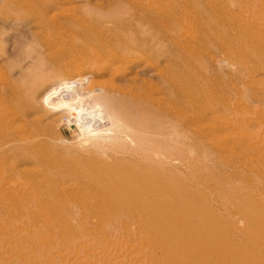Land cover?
Instances as JSON below:
<instances>
[{"label":"rangeland","instance_id":"rangeland-1","mask_svg":"<svg viewBox=\"0 0 264 264\" xmlns=\"http://www.w3.org/2000/svg\"><path fill=\"white\" fill-rule=\"evenodd\" d=\"M52 1L58 2L59 0H44L45 5H43L45 9L47 8V3L45 2ZM69 1L55 7L59 11L65 10L64 14L59 12L58 9L54 10L55 8H51L47 10L45 16L55 15L61 19L73 12V7H76V5L80 8H86L85 0ZM162 1L160 3L164 4L168 0H164V3ZM263 2L264 0L203 1L204 4L209 3L213 6L219 16L221 14L223 17L226 16L227 14H223L224 11L231 13L234 17L236 16L233 22L237 27L235 31L232 30L231 32L219 30L218 36L220 37V41H217L216 38H209V43L204 44L205 37L203 36L202 40L200 31L202 29L206 30V26L195 24L196 26L191 27V29L193 37L199 41L198 45H196L198 56L196 60H192L193 66L191 68L187 69L185 67L184 72L179 70L173 76H170L175 80V84L177 85H182V80L189 82L188 79L192 81L195 78L196 84L201 88L202 92L203 86L207 90L213 89L215 93H218L219 89H221L224 92L222 96L225 102L232 98L228 88L233 85L237 88V99L241 103L238 110L240 118L237 116L241 127L236 132L238 141L232 139L231 136L228 137L230 134L228 131H221L225 135L221 132L215 133L213 134L214 138L209 142V146L213 149L215 148L214 153L203 157L202 155H198L201 146L196 143L184 144V141L175 142V146L172 142L158 141L157 139L162 138H156V136L148 132L155 117L152 118L153 120L147 119L155 116L154 111L153 109H147V107L138 105L139 98L144 99L146 96L148 99L152 96L158 98L163 103L166 94L179 95L177 88L176 92L169 90L165 77L158 71L157 66L149 64L145 67V73L136 72L137 79L130 82L125 77L108 80L109 76L105 74L89 77L87 76L88 73L92 72L93 69L94 72L99 71V69L92 68L88 62L82 60V58H88V56L80 55V49L84 51V48L79 47L80 42L76 37L71 40V46H75L76 49L69 51L68 54L70 55L67 57L63 54L64 52L61 48L56 47L46 51L40 47L37 40L40 31L35 24H30L31 22L35 23L34 15L37 12L33 9L34 0H0V190L4 195L7 193L6 198L3 201H1L2 199L0 200L2 202L0 203V242L6 244L13 237L11 233L12 228L10 229L13 226L16 228L15 230L20 231L21 237L25 239L28 238L29 232H31L30 234H35L36 231H44L46 236L53 237V241L42 245L44 247H42V250H46L48 247H50L49 249H57L56 246L61 245L60 242L63 244L64 241V244H67L69 249V244H71V249L83 248L86 244L88 247L84 248H88V252H91L90 248L92 249V245H95L96 242L98 244L100 241L102 244L99 243V246L102 247V251L105 253H102L101 247L99 248L97 244L93 245V249L98 247L97 250L100 251V256L102 254L105 255L110 250V255L112 256L113 254L120 261L121 257H124L127 261L125 260L126 262L124 263L123 258V263L120 262V264H128V261L132 257H134V260L133 258L131 260L135 264H147L145 262H148V260L151 261L150 264H264V126H258V123L264 125V30L259 31L261 35L259 34L260 36L257 40L256 37H253L255 33L253 26L247 23L256 10L258 11L256 15L261 14L260 16L264 17ZM99 3H101V0H89L90 5H98ZM222 7H225L226 10H223ZM65 8H67V11ZM78 8L76 11L80 12ZM254 10L255 12L253 13ZM83 12H87V10ZM188 20L191 21V19ZM72 31L75 32V30ZM205 36L207 42V32ZM64 39L66 40V38ZM64 39L62 43L65 41ZM65 43L67 42L65 41ZM206 45L209 46L205 47ZM48 51L49 55H47ZM30 53L32 54L30 55ZM73 59L77 60L74 61ZM142 65L143 63L138 67L141 68ZM255 68L259 70L258 73L254 71ZM63 69L76 74L74 77H64L59 74V71ZM134 69H124L125 74L123 75L132 76ZM77 76H79V79ZM57 80H69L67 89H69L70 97L72 96L71 98L73 99L69 97V103H67V99L62 107L56 108L53 105V108L50 104L48 106L45 105V94L46 90ZM220 82L226 84L225 89L223 86L219 87L218 84ZM129 83L133 87V90L139 91L140 94L138 97L136 91L134 92L131 89V94L135 96L133 97L134 102L131 100L133 102V104L131 103L132 105L127 103L129 99H132L130 90L126 91L124 89V86H127ZM177 85L175 86L177 87ZM119 86L123 90H117L116 87ZM136 86L139 88L137 89ZM95 91H97L96 93L100 91L98 95H109L113 99L117 95L120 99L117 101L118 104L122 103L121 98L125 96V100L123 98L125 104H120L122 106L117 104L118 108L120 106V112L127 111L130 106H134L132 109L135 108L137 110L136 106L138 105L139 114L140 112L145 114L142 115L143 117L139 115L143 120L140 121L138 112L136 113L135 110H131L130 108V111H127L128 114L124 111L125 114L123 115L121 112L123 116L128 118L125 120L126 118L124 117V122L126 123L122 122L121 124V121H117L110 116V111L106 108L105 111H108L109 115H106V122L103 125L85 129L78 123L70 124L67 121L70 119L68 118L70 117L68 107L78 105L75 100L80 101L81 95L84 97L83 95L86 94L85 98H87L86 96L89 98ZM252 92H260L262 99L259 102L251 103L250 94ZM208 93H204L201 98H197L190 109L187 106L183 107L180 103L178 104L181 106L175 104V108L179 113L177 118L179 117L178 119H180L182 117L184 120H188L190 125L194 127L201 126V123L197 121V115L204 114V112L208 113L210 108L215 106ZM76 96H79L78 99ZM106 100L108 101L109 97ZM67 104L70 105L66 106ZM52 108L53 110H51ZM146 116L148 117L144 118ZM138 119L143 124L138 123ZM145 120L146 122L149 121L150 125L147 123V126L149 125L150 128L145 125ZM52 121L54 122L52 123ZM159 122L161 123L160 120ZM137 123L140 127L135 126ZM154 123L158 125V121ZM133 124L135 125L133 126ZM121 127L122 129L125 127V131ZM135 127H138V130L134 129ZM129 128H131V131ZM146 128L147 130H145ZM259 129H263V131ZM113 131H117L119 134ZM130 133V137L134 138H132L133 140L129 137ZM145 134L151 140L149 138L146 139ZM252 134L253 136L256 135V140L259 142L254 139L253 141H256L254 143L247 138V136H252ZM98 135L101 136L98 137ZM137 135L143 137L141 138L142 141L136 137ZM25 136L29 137L26 138ZM222 136L225 138H222ZM20 137L21 140L19 139ZM111 138L114 140H110ZM83 142H87L88 145ZM162 142L164 143L162 144ZM158 143H160V146ZM146 146H149V148ZM170 149L171 151L168 152ZM108 164L111 166L110 169ZM111 170H113V173ZM145 170L146 172H144ZM149 170L150 173L148 172ZM117 172L120 175L137 174L143 181L156 185L158 189L153 196L162 200L168 197L171 203V206L168 207L169 210L163 209V207L153 210L151 207L141 204L139 199L135 202L136 205L129 211L130 213L127 211V208H131L128 203L123 204L122 202L118 207H115L118 209H115L112 203L106 204L108 201L112 202L117 199L127 198L128 195L123 196L122 190L134 192L131 188L133 184H127L123 180L126 178L124 176V178L119 176L120 179L118 177L106 179L103 183L98 182L101 177L104 178V175L111 174L116 176L115 173ZM1 180H4L5 186ZM12 185H15V187ZM98 187H103V190L107 193L113 188L118 190L112 195L106 194L105 197L102 195L103 200L101 197L97 198L96 194H94ZM11 188L13 190H10ZM163 188L165 191H169L170 194L165 195V191L162 192ZM16 191L17 194H15ZM26 191L28 193L32 192L28 195ZM69 194L70 196H68ZM14 195H17V197ZM31 195H34L33 197L36 196L39 206L30 203L31 200L29 199H31ZM79 198L81 199L79 200ZM41 199L43 200V204H41ZM5 202L6 204L9 203V206H3ZM97 202L100 204H97ZM12 204L17 206L15 207L17 210H14ZM32 206L34 207L32 208ZM25 207L31 212L24 211ZM34 209H38V211L36 210V212ZM188 213L191 216L190 218H192L189 221L190 226L197 233V236H190L184 231L175 233L169 231L172 230L174 221H181ZM91 215L94 216L92 217ZM77 217H81V219L78 220L76 219ZM155 219H160L164 223V227L159 228L156 226L153 223ZM78 221L83 225L81 226ZM122 225L125 227L121 228ZM82 230L83 232L85 231V235L83 236ZM167 230L169 231V235L164 236ZM144 231L148 232L147 236L144 235ZM115 232L117 233L115 234ZM36 235H38V232ZM142 236H144V240ZM19 238L16 234L13 237L15 240ZM55 238H57V241L60 240L58 241L59 244ZM79 240L83 241L80 242ZM72 241H76L77 243H73ZM89 243L91 244L88 245ZM149 243L153 245L150 246L148 245ZM155 244L156 246L158 244L157 248L154 246ZM56 249L53 250L55 251ZM26 250L27 252L22 251L20 254H15L17 263H22L23 260L29 263L32 256L34 257L32 259L39 257L38 254L40 253L37 252L41 249L32 245L31 248ZM53 250H50V252L55 253L56 251L53 252ZM111 250L114 253L112 252L111 254ZM35 252L38 256L34 254ZM143 254H146L145 258L148 260L144 258Z\"/></svg>","mask_w":264,"mask_h":264},{"label":"bare ground","instance_id":"bare-ground-1","mask_svg":"<svg viewBox=\"0 0 264 264\" xmlns=\"http://www.w3.org/2000/svg\"><path fill=\"white\" fill-rule=\"evenodd\" d=\"M71 1H76V0H71ZM104 1L105 0H101V3H99L98 5H95V4L94 5H90L89 4V0H85V2H86V8H82V7L80 8L78 5H76V7L75 6L73 7L74 8L73 12H71L68 16H65V17L59 19L55 15H52V14H51L52 16L48 15L47 16L48 18H47L45 16V13L47 12V10H49L51 8L57 7L59 4H62L64 2H67V3L70 2L69 0H59L58 2H55V1L45 2V3H47V8L46 9L44 7V5H45L44 4V0H34L33 9H35L37 12H36V15H34V18H35L34 22L35 23L31 22L30 24H35L37 26V28L39 29V31H40V35H39V37L37 39L38 40V43L40 44V47L43 50H46V51L47 50H51L52 48H56V47L57 48H61V50L64 52L63 54L67 57V56L70 55V54H68L69 51H72L73 49H76L75 46H71V40L74 37H76L78 39V41L80 42L79 47L81 46L82 48H84V51H82V49H80V55H85V56L87 55L88 56V58H82V60L88 62L89 63V66H91L92 68L99 69V71H96V72H94V69L92 70V72L89 71L90 73L87 72L88 75L87 74L86 75L89 76V77H91L92 75L93 76H101V75L105 74V75L109 76V79L108 80H111V79H114V78L125 77L126 80L130 82V81H134V80L137 79V76H136L137 73H145V70H146L145 67H147L149 64L150 65L157 66L158 67L157 68L158 71H160V73H162L164 75L163 77H165L166 85L169 88V90L170 91L173 90V91L176 92V88H177L178 91H179V95H177V96H176V94L175 95H173V94H170V95L168 94L167 95L166 94L165 95V100H164L163 103L158 98H154L152 96L149 97L148 99L146 98V96H145L144 99L139 98V102H138L139 104L138 105L147 107V109L148 108L153 109V111H154V115L155 116H151V118H149L147 120H153L152 118L155 117L154 119L158 121V125L157 124L155 125L154 122L157 123V121H155V120H153V122L151 123V128L152 129L149 127V125H150L149 124V121L146 122V120H145V122H146L145 125L147 126V123L149 124L147 127L150 128L149 129L150 131H148V132H150L152 135L156 136V138H162V139H157L158 141H163L164 140V142H168V143L169 142H172L173 145H175V142H183L184 141L185 142L184 144H189V143H192L193 142V143H196L199 146H201V149H200V152H199L198 155H202L203 157H206V156H210V155H212L214 153V149L215 148L213 149L212 147L209 146V144H210L209 142H211V140L214 138V135L213 134L219 133L221 131H228L230 133L228 135V137L231 136L232 139L237 140V137L238 136H237L236 132H237V130L241 129V127H240V121L238 119V117H239L238 116L239 115L238 114V110L240 109V104L241 103L237 99L238 97H237V88H236V86L233 85V86H230L228 88V91L231 93L232 98L225 102V100H224V98L222 96V94L224 95V92H222L221 89H219V92L218 93H215V92H213V89L210 88V90H211L210 91V90L205 89L204 86L203 87L201 86L203 88V92H202L201 91V88L196 84V79L195 78L193 79L194 81L193 80L191 81L190 79L187 78L189 82L182 80L181 81L182 82L181 83L182 85H180V84L177 85V84H175V80H173L172 77H170L171 75L173 76L176 71L182 70L181 72H184L185 71L184 70L185 67L187 69L188 68H191V66H193L192 65V60H196V57L198 56V52L196 50V45H198L199 41H198V39H196V38L193 37L191 27H195L196 25L200 26L202 24L204 26H206V28H205L206 30H203L202 29L200 31V33H201L202 40H203V36L205 37L204 38L205 41L203 43L204 44H208L209 43V38H216L217 41H220L219 40L220 37L218 36V31L219 30H222L224 32L225 31L231 32L232 30L235 31V29H236L237 26L234 24L233 19H235L236 16L234 17L231 13H226V11L223 12L224 15L227 14L226 16L223 17L222 14H221V16H219L217 14L218 12L215 11V8L213 6H211L209 3H205V4L203 3V1H205V0H168L167 2L165 1L166 3H164L163 2L164 0H163L162 3H164V4H161L160 3L161 0H106L105 1L106 3ZM207 1H209V0H207ZM93 2H95V1H93ZM91 4H93V3H91ZM223 4H225V3H223ZM77 8L80 9V12L79 11H76ZM222 8H223V10H226L225 7H222ZM57 9L58 8H55L54 10H57ZM65 9L67 11V8H65ZM85 10H87V12H83ZM247 10H248V8H247ZM50 11H52V10H50ZM58 11H59V9H58ZM53 12H55V11H53ZM59 12H62L64 14L65 13V10L64 11L61 10ZM254 12H255V10L253 11V13ZM256 12H258V11L256 10ZM256 12H255L254 15L253 14L251 15L252 17H250L248 19L249 22H247V23H249L250 25L253 26L255 33L254 34L252 33V34H253V37H256V39H257L261 35V33H259V31L264 30V20H263L264 17H261L260 16L261 14L260 15H256ZM260 13H261V11H260ZM66 14H68V13H66ZM188 19H191V21H189ZM190 23H192V24H190ZM30 24H28V25H30ZM68 28H69V30H68ZM34 30H36V29H34ZM72 30H75V32H73ZM249 30H250V28H249ZM206 32H207V42H206V36H205L206 35ZM208 35H209V37H208ZM64 38H66V40ZM63 39L67 43H65V41H64L63 43H65V44H63L62 43V40ZM209 45H206L205 47H207ZM109 46H111V47H109ZM94 48H99V49H94ZM29 50H30V47H29ZM31 51H29V52H31ZM58 53H59V51H58ZM31 54L32 53H30V55ZM47 55H49V51H48V54ZM71 57H73V56H71ZM28 59H29V56H28ZM73 60L76 61L77 59H73ZM63 62H65V61H63ZM141 63H143V65H142L141 68H139L140 67L139 65H141ZM122 67H124V68H122ZM135 67H137V68H135ZM121 69H122V71H121ZM124 69H126V70H132V69H134L133 72H132L133 75L132 76H125V75H123V74H125ZM263 70H264V67H263ZM254 71L256 73L259 72V70L257 68H255ZM81 73H82V71H81ZM59 74H61L64 77H66V76L67 77H74V75L76 73L73 74L71 71L66 70V69H63V70L59 71ZM78 74H79V72H78ZM82 74H84V73H82ZM49 75H51V74H49ZM55 76H56V74H55ZM77 77L79 79V76H77ZM48 78H49V76H48ZM166 78H168V79H166ZM70 79H74V78H70ZM53 80H54V78H53ZM183 81H184V83H183ZM68 83H69V80L68 81H65V80H57L55 83H53L46 90V94L44 92L45 97H46V100L44 102L45 105L48 106V104H50V106L52 105L51 107H53V108H54V106L56 108L62 107L63 106V103L67 99H68V102L67 103H69L70 102L69 101L70 100L69 99V97H70V91H69V89H67V87L69 86ZM175 85H177V87ZM218 85H219V87L223 86L224 89L226 87V84L223 83V82H220ZM100 87H101V85H100ZM136 87H137V89L139 88L138 86H136ZM116 89L117 90H123V88L120 87V86L119 87H116ZM124 89L126 91H129L130 90V94L132 93V91H134L133 90V87L131 86L130 83L127 84V86H124ZM131 89H132V91H131ZM39 90H40V88H39ZM96 90L98 91V89H96ZM117 90H116V92H117ZM249 90H250V88H249ZM97 91H95V93L93 92V94L90 93L91 95H90L89 98H88V96H86L87 98H85V95H86L85 94V95H83L84 97H82V95H81V100L80 101H78V100L76 101L74 99L75 102H77L78 105L68 107V113L70 114V117H68V118H70V119H68L67 121L70 124L78 123L80 126H82L85 129H90V128L94 127V126L103 125L106 122V115H109L107 113L108 111L107 112L105 111L106 108H107L110 111V116L112 118L116 119L117 121H121V124H122V122L123 123H126V122H124V119L126 118L125 120H127L128 118L126 116H123L125 114L124 113L125 110L124 111H121L123 113V115H122L121 112H120V109H119L120 106H122L120 104H122V103L125 102L124 101L125 100V98H124L125 96H123L121 98L122 99L121 100L122 103H120V101H119L120 104H118L117 101H118L119 97H117V95L113 99L109 95H104V94L103 95L102 94L98 95L100 93V91H99V93H96ZM201 92H202V94H201ZM84 93H82V94H84ZM204 93H208V95L211 97V99H212V101H213V103H214L215 106L211 107L210 110L208 111V113H206V112H204V114L203 113L202 114H199L198 113L199 115H197L198 116L197 117V121H199L201 123V126L194 127V126L190 125V123H189L188 120H184V118H182V117L180 119H178L179 117L177 118V116H178L179 113H178V111L175 108V104H177L178 106H181L182 105L183 107L184 106L185 107L187 106V108L190 109V108H192L191 105H193V102L195 100H197V98H201L204 95ZM125 94H127V93H125ZM136 94L139 97V95H140L139 94V91L138 92L136 91ZM250 96H251L250 97V100H251L250 102L251 103L259 102L262 99L261 96H260V92H252L250 94ZM78 97H77V99H78ZM108 97H109V100L107 101L106 99ZM131 97H132V99H129L130 103L126 99V101H128L127 103L129 105L131 103L133 104V102H134L133 101V99H134L133 97H135V96L132 95ZM123 98H124V100H123ZM160 98H161V96H160ZM71 99H73V98H71ZM131 100L133 102H131ZM71 101H73V100H71ZM178 103H180L181 105H179ZM117 104L120 105L119 108H118ZM124 104H123V107H124ZM128 104H127V106H129ZM69 105L67 104L66 106H69ZM137 106H136L137 110H135V108L132 109V107H134V106H130V108H131V110H135L136 113H137L138 112V107ZM53 108L51 110H53ZM130 108H128L129 111H130ZM57 110H59V109H57ZM127 111H125V112L127 113ZM137 114H138V118L140 119V121L143 120V119H141V117H143L142 115H145V114L144 113L142 114V112H140V114L138 112ZM205 114H208V115H205ZM139 115H141V117ZM129 117H131V116H129ZM147 117L148 116H146L144 118H147ZM193 117H195V116H193ZM139 119L137 120L138 123L140 122ZM159 120L161 121V123L159 122ZM53 122L54 121H52V123ZM130 123H132V122H130ZM138 123H137V125L133 124V126L134 125L135 126H138ZM140 123L143 124V122H140ZM153 123H154V127L152 126ZM115 125H116V123H115ZM203 125H205V126H203ZM258 126L261 127V126H264V125L262 123H258ZM118 127L120 128V126H118ZM138 127H140V126H138ZM138 127H135L134 129H137ZM121 129H122V127H121ZM124 129H125V127H124ZM124 129H122V130L125 131ZM130 129L131 128H129V130ZM145 130H147V128ZM259 130H262L263 131V129H259ZM104 131H106V130H104ZM142 131H144V130H142ZM84 132L86 133V131H84ZM110 132L112 133V131H110ZM113 132H116L117 133V131H113ZM126 132H127V129H126ZM132 132H134V131H132ZM200 132H202V133H200ZM37 133H38V131H37ZM92 133H94V132H92ZM97 133H99V132H97ZM131 133H130L129 137L131 136ZM136 133H138V132H136ZM146 133H147V131H146ZM117 134H119V133H117ZM132 134H134V133H132ZM223 135H225V134H223ZM99 136H101V135H98V137ZM255 136L256 135L253 136V134H252V136H249V137L247 136V138L249 140H252L253 141L254 139L255 140L257 139ZM262 136H261V139H262ZM22 137H24V136H22ZM27 137H29V136H27ZM96 137H97V135H96ZM136 137L139 140L142 141V139H141V138H143L142 136L137 135ZM223 137L224 136H222V138ZM259 137H260V135H259ZM259 137H258V139H259ZM126 138H128V137H126ZM132 138L130 137L131 140L134 139V138L133 139ZM145 138L148 139L149 137H147V135H146ZM19 139L21 140V137ZM90 139H91V137H90ZM116 139H118V138H116ZM93 140H94V138H93ZM104 140H106V139H104ZM110 140H114V139L111 138ZM125 140H128V139H125ZM149 140H151V139L149 138ZM229 140H231V139H229ZM244 141H246V140H244ZM256 141H253V142L255 143ZM101 142H102V140H101ZM164 142H162V144ZM257 142H259V141H257ZM21 143H23V142H21ZM84 144H87L88 145L87 142H85ZM158 144L160 146V143H158ZM218 144H216V145H218ZM133 146H134V144H133ZM139 147H141V146H139ZM146 147L149 148V146H146ZM123 148H125V147H123ZM130 148H132V147H130ZM165 148H167V147H165ZM180 148H181V146H180ZM230 148H231V146H230ZM184 149H185V147H184ZM161 150H163V149H161ZM231 150H232V148H231ZM143 151H145V150H143ZM154 151H157V150H154ZM170 151H171V149L168 152H170ZM161 153H162V151H161ZM35 156H38V155H35ZM148 157L150 158V156H148ZM158 157L160 158V156H158ZM154 160H157V159H154ZM108 167L110 169V167H111L110 164H108ZM113 170H111V172ZM104 171H106V170L104 169ZM19 172H20V170H19ZM111 172L109 171V173H111ZM144 172H146V170ZM148 172L150 173V170ZM115 174H116V176H113L111 174H106V175H104V178L101 177L100 178V181H98V182L103 183L106 179H113L115 177H118V179H120L119 176H121V177L124 176L126 178L123 179V180H125V182H127V184H133V186H131V188H132V190L134 192H130L131 190L129 192L122 190L123 196L128 195L127 198H123L121 200H118L117 199V200H114L112 202L111 201L110 202L108 201V203H106V204H111L112 203L113 206H114V208H115V207H118L122 202H123V204H127L128 203V204H130L129 206H131V208H127V211L129 212L132 209V207L134 205H136L135 202L139 199V201L141 202V204H144L147 207H151L153 210L154 209L155 210L156 209H161V207H163V209L166 208V210H169L168 207L171 206V203H170L168 197L162 200V199L155 198L153 196L157 192V189H158L156 185H152L150 183H147V182L143 181L142 178L139 175H137V174L130 173L128 175L127 174L120 175V174H118V172L115 173ZM89 176H90V174H89ZM4 177H6V176H4ZM3 181L4 180H1V182H3ZM98 182H97V184H98ZM2 184L4 185V182ZM111 185H112V183H111ZM101 186H103V185L101 184ZM13 187H15V185ZM64 187H63V190H64ZM9 188H10V186H9ZM14 189L17 190L16 188H14ZM10 190H13V189L11 188ZM117 190L118 189L113 188L109 193H107V192H105L103 190V187H98L97 190H95V193L94 194H96L97 198H100L101 197L103 199L102 195H104V197H105L106 194L112 195ZM164 191H165V189L163 188L162 192H164ZM26 192L28 193V191H26ZM31 192L32 191H30L29 193H31ZM75 192H77V191H75ZM23 193H25V192H23ZM29 193H28V195H29ZM6 194L5 195L2 194V192L0 190V200L2 199L1 201H3L4 198H6L5 197ZM15 194H17V191L15 192ZM70 194L68 196H70ZM75 194L77 195V193H75ZM78 194H79V192H78ZM167 194H170V192L166 190L165 191V195H167ZM3 195H4V197H3ZM34 195H35V193H34ZM34 195H31L30 196V198H31V199H29V200H31L30 203H33L34 205L36 204V206H39V201H38V199H36V196L33 197ZM14 196L17 197V195H14ZM37 196H39V195H37ZM146 196H148V197H146ZM70 199H71V197H70ZM80 199L81 198H79V200ZM6 200H10V199H6ZM74 200H75V198H74ZM42 201L43 200L41 199V204H43ZM0 203H2V202H0ZM98 203L99 202H97V204ZM8 204H6V202H5V204L3 206H6ZM15 207H17V206H14L13 205L14 210H17V209H15ZM33 207L34 206H32V208ZM32 208H31V210H33ZM115 209H118V208H115ZM25 210L28 211V209H26V207H25L24 211ZM36 210L38 211V209H36ZM36 210L34 209V211H36ZM28 212H26V213H28ZM89 213H90V210H89ZM103 214H104V212H103ZM36 216H37V214H36ZM41 216H42V214H41ZM58 216H59V213H58ZM79 216H80V214H79ZM81 217H79V218L77 217L76 219L80 220ZM190 217L191 216L188 213V214H186V216L181 221H178V220L174 221L173 228H172V230H169V231H172V233H175V232H178V231H184V232H187L190 236H195V235L197 236V233L190 226L189 221H190V219H192ZM26 218H28V217H26ZM26 218H24V219H26ZM116 218H118V217H116ZM22 219H21V221H22ZM63 219H65V218H63ZM144 219H146V218H144ZM62 220H60V221L62 222ZM33 221H35V220L33 219ZM56 223H57V221H56ZM153 223H155V225L158 226L159 228H163L164 227V223L160 219H155L153 221ZM198 223H199V221H198ZM63 225H64V223H63ZM82 225L83 224H81V226ZM135 225H137V224H135ZM101 227H102V225H101ZM122 227H125V226L122 225L121 228ZM129 227H130V225H129ZM10 229H11L12 232L10 230H9V232L12 233V236L13 237H15V234H16V236H18V238L19 237L22 238L21 237V233H20L19 230H15L16 228H14L13 226H11ZM68 229H69V227H68ZM196 230H197V227H196ZM34 231H36V230L34 229ZM122 231H123V229H122ZM169 231L167 230L164 233V236L169 235ZM37 232H38V235H36ZM43 232L36 231L35 234H30L31 232H29L28 233L29 236L26 239L25 238H22V239L19 238V239H16L15 240V239H13V237H11V239L6 244H2V242H0V264H20L21 262L20 263H17L16 262V260H15V254H20L22 251L27 252L26 249L31 248L32 245H35L38 249H41L39 252H37V253H40V254H38L39 257H37L38 255L35 252L34 254L37 255V256H35L37 258L32 259L33 256L32 257L30 256L31 257V260H29V263L24 262V260H23V262L21 264H23V263H25V264H120V262L123 263V261H124V263H125L127 261L124 257H121L122 259L124 258L123 261H122L121 258H120L121 261L118 259V257L115 258V256L112 254V252L114 253V251H112V250H111L112 256L109 253L110 250H109V252L107 251L108 253H106L105 255L102 254V256H100L101 253H100L99 250H97L98 247L99 248L101 247V246H99L100 245L99 243H101L100 241L98 242V244H97V242L95 243V245L96 244L98 245V247L96 249H93V245H94L93 244L92 245V249L90 248L91 246L89 247L91 252H88L89 251L88 248L87 249L84 248V247L87 246L86 244H85V246L83 248H79V249H71V244H69L70 245V249H69V246L67 244H64V241H63V244H62V242H60L61 243V245H60L58 243V241H60V240L57 241V238H55L56 241H57V243L60 245V247H58L59 245H57L56 246L57 249L56 248H53V247H51V248L56 249L55 250L56 252L53 249H49L50 247H48V249L46 248V250H44V249L42 250V247H43L42 245L44 243H47V242H50V241H53L54 240L53 237L46 236V233L45 232L43 233ZM82 232H83V230L81 231V233ZM32 233H34V232H32ZM84 233H85V231L83 232L82 236L85 235ZM116 233L117 232H115V234ZM143 233L146 236L148 234L147 231H144ZM202 233H203V231H202ZM139 236H141V235H139ZM142 237H143V240H144V236H142ZM160 237H161V235H160ZM197 240H198V238H197ZM76 241L73 242V243H77ZM79 241H78V243H79ZM82 241H80V242H82ZM88 242H90V241H88ZM93 242H95V241H93ZM91 243H89L88 245H90ZM148 245H150V243ZM152 245H150V246H152ZM103 246H105V244H103ZM154 246H156V244ZM157 246H158V244H157ZM157 246H156V248H157ZM254 247H255V245H254ZM50 250H53V252H55V253L50 252ZM100 250L102 251V247H101ZM103 252L104 251H102V253ZM136 252H135V254H136ZM164 252H165V250H164ZM116 253H118V252L116 251ZM153 253H154V251H153ZM123 254H125V253H123ZM119 255L121 256L120 253H119ZM143 255H144V258H145V255L146 254H143ZM134 256H137V255H134ZM18 257H19V255L17 256V260H18ZM130 257H132V256L130 255ZM155 257H156V255H155ZM179 257H182V256H179ZM262 257H263V255H262ZM127 258H128V256H127ZM132 258L134 260V257H132ZM132 258H130V261H128V264H130V263H132V264L134 263L135 264V262H133L131 260ZM188 258H189V256H188ZM136 259H137V257H136ZM145 259L148 260L147 258H145ZM263 259H264V257H263ZM148 262L150 264L151 261L148 260ZM148 262H145V263L148 264ZM143 263H144V261H143Z\"/></svg>","mask_w":264,"mask_h":264}]
</instances>
